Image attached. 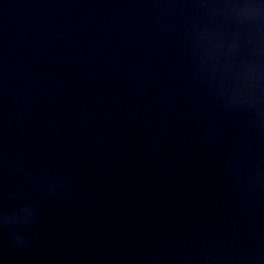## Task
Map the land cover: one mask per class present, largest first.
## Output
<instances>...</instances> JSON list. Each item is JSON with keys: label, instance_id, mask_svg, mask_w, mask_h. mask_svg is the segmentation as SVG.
I'll list each match as a JSON object with an SVG mask.
<instances>
[{"label": "water", "instance_id": "obj_1", "mask_svg": "<svg viewBox=\"0 0 264 264\" xmlns=\"http://www.w3.org/2000/svg\"><path fill=\"white\" fill-rule=\"evenodd\" d=\"M224 0H0V264H264L260 29Z\"/></svg>", "mask_w": 264, "mask_h": 264}, {"label": "clouds", "instance_id": "obj_2", "mask_svg": "<svg viewBox=\"0 0 264 264\" xmlns=\"http://www.w3.org/2000/svg\"><path fill=\"white\" fill-rule=\"evenodd\" d=\"M214 10L242 23L254 24L260 29L256 41V70L244 87L248 91L250 103L264 112V0H224L215 5Z\"/></svg>", "mask_w": 264, "mask_h": 264}]
</instances>
